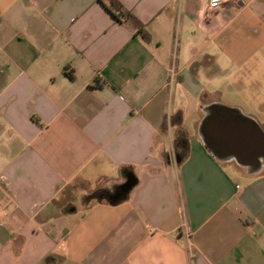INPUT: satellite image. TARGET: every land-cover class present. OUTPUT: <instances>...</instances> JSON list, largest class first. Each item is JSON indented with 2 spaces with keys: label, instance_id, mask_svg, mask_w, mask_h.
Returning <instances> with one entry per match:
<instances>
[{
  "label": "crops",
  "instance_id": "0c3cea01",
  "mask_svg": "<svg viewBox=\"0 0 264 264\" xmlns=\"http://www.w3.org/2000/svg\"><path fill=\"white\" fill-rule=\"evenodd\" d=\"M118 1L149 41L106 0H0V264H264V164L199 134L222 94L264 111V0Z\"/></svg>",
  "mask_w": 264,
  "mask_h": 264
},
{
  "label": "water",
  "instance_id": "95a60500",
  "mask_svg": "<svg viewBox=\"0 0 264 264\" xmlns=\"http://www.w3.org/2000/svg\"><path fill=\"white\" fill-rule=\"evenodd\" d=\"M199 134L205 148L219 160L234 159L244 166L251 165V161H245L250 157L254 162L253 172L264 164V133L239 109L209 105L204 110Z\"/></svg>",
  "mask_w": 264,
  "mask_h": 264
},
{
  "label": "trees",
  "instance_id": "16d2710c",
  "mask_svg": "<svg viewBox=\"0 0 264 264\" xmlns=\"http://www.w3.org/2000/svg\"><path fill=\"white\" fill-rule=\"evenodd\" d=\"M107 1V7L109 10H111L113 13H115L116 17H123L127 18L130 20V22L133 24V26L136 28V31L138 34L141 35V37L149 41L150 36L148 32L146 31L143 23H141L139 20H137L130 12L126 11L123 7V5L118 1V0H106ZM104 192H106L105 189H97L93 193H91L88 198L89 199H95V200H100L101 197L103 196ZM124 192L122 189L117 193V196H115L116 202L121 200L123 198Z\"/></svg>",
  "mask_w": 264,
  "mask_h": 264
},
{
  "label": "rangeland",
  "instance_id": "374dc122",
  "mask_svg": "<svg viewBox=\"0 0 264 264\" xmlns=\"http://www.w3.org/2000/svg\"><path fill=\"white\" fill-rule=\"evenodd\" d=\"M250 95H252V94H250ZM261 96L263 97V99H264V92L261 94ZM243 97L244 96H241V95H231V96H225V95H221L219 98V102L220 103H223V104H225V105H229V106H234V105H237V104H239L240 105V102H241V100H242V103L241 104H244L245 105V107H243L244 109H242L246 114H248V113H250V114H254V115H256L257 117H258V119H259V121H263V119H264V111H261V110H259V109H256L255 107H253V105L252 106H250V107H248V105H249V103H244V101H243ZM192 121H191V119L190 120H187L186 121V126L188 127V128H190L191 130H193L194 129V127H193V125H192V123H191ZM232 165L233 166H235V164L234 163H232ZM261 170H263L264 171V167H262L261 168Z\"/></svg>",
  "mask_w": 264,
  "mask_h": 264
},
{
  "label": "built area",
  "instance_id": "2783aa9c",
  "mask_svg": "<svg viewBox=\"0 0 264 264\" xmlns=\"http://www.w3.org/2000/svg\"><path fill=\"white\" fill-rule=\"evenodd\" d=\"M223 4V0H207V6L210 9H217L221 7Z\"/></svg>",
  "mask_w": 264,
  "mask_h": 264
},
{
  "label": "flooded vegetation",
  "instance_id": "af4514ba",
  "mask_svg": "<svg viewBox=\"0 0 264 264\" xmlns=\"http://www.w3.org/2000/svg\"><path fill=\"white\" fill-rule=\"evenodd\" d=\"M251 165H254V162H253V160H251V163H250Z\"/></svg>",
  "mask_w": 264,
  "mask_h": 264
}]
</instances>
